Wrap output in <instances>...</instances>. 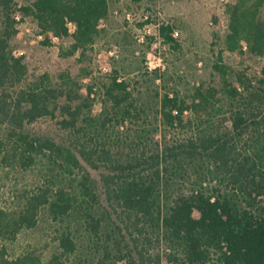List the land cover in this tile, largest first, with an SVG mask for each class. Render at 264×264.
I'll return each mask as SVG.
<instances>
[{
    "label": "trees",
    "instance_id": "1",
    "mask_svg": "<svg viewBox=\"0 0 264 264\" xmlns=\"http://www.w3.org/2000/svg\"><path fill=\"white\" fill-rule=\"evenodd\" d=\"M112 1L0 0V163L46 169L40 185L0 207V240L35 228L45 210L60 224L48 264L73 256L75 264H264V67L253 74L224 59L225 51L264 59V0H231L213 12L215 36L225 32L218 86L143 100L116 69L86 91L69 72L29 77L26 55L12 45L27 20L43 44L60 40L62 57L85 55ZM174 32L163 23L146 37L179 46ZM43 118L58 120L66 138L30 128ZM82 237L94 248L84 258ZM41 263L35 252L9 258L0 249V264Z\"/></svg>",
    "mask_w": 264,
    "mask_h": 264
},
{
    "label": "rangeland",
    "instance_id": "2",
    "mask_svg": "<svg viewBox=\"0 0 264 264\" xmlns=\"http://www.w3.org/2000/svg\"><path fill=\"white\" fill-rule=\"evenodd\" d=\"M230 1L113 0L110 15L103 22L102 36L85 55L79 52L69 58L62 57L60 40L54 39L50 46L43 44L44 36L39 34V28L30 20L21 27L12 45L18 55H26L29 77L32 79L48 72L56 80L60 73L69 72L81 80L86 91L87 84L93 78L105 81L107 75L116 69L120 71L121 77L131 81L136 95L143 100L154 97L157 90L161 93L172 90L178 91L182 96L190 95L197 85L209 87L220 83V77L213 67L220 50L224 49L225 32L215 36L212 14L215 10L224 13ZM261 16L264 20V8ZM149 18H153L154 24L141 26ZM163 23H170L175 27L174 37L179 46L165 44L161 38L146 37ZM74 30L75 27L72 26L70 31ZM67 43L69 44L68 41ZM224 59L234 68H247L253 74H260L264 67V59L252 57L248 53L225 51ZM86 69L91 75L82 80ZM157 69L158 73H154ZM156 74L162 78L155 80ZM95 97V111L99 112L101 98L98 95ZM151 121L156 123L155 114L151 116ZM30 128L57 139L66 138L58 120L43 118ZM45 173L46 169L39 163L25 170L12 169L0 163V207L10 205L12 197L19 190H30L40 185ZM93 175L99 177V172L93 171ZM59 225L43 210L35 228L23 230L15 241L0 240V249L5 247L9 258L35 252L42 257L41 264H48L58 245L56 237ZM78 229V234L84 236L83 229ZM82 238L81 250L84 254L81 253L80 256L84 258L83 255L94 248L85 237ZM79 259V256L77 259L73 256L68 264H75V260L79 262Z\"/></svg>",
    "mask_w": 264,
    "mask_h": 264
},
{
    "label": "built area",
    "instance_id": "3",
    "mask_svg": "<svg viewBox=\"0 0 264 264\" xmlns=\"http://www.w3.org/2000/svg\"><path fill=\"white\" fill-rule=\"evenodd\" d=\"M69 26H70V28L72 27V26H74L72 23H69ZM75 27V26H74Z\"/></svg>",
    "mask_w": 264,
    "mask_h": 264
}]
</instances>
